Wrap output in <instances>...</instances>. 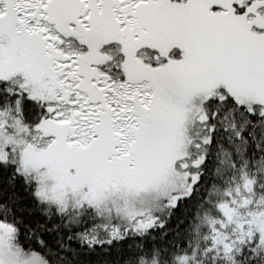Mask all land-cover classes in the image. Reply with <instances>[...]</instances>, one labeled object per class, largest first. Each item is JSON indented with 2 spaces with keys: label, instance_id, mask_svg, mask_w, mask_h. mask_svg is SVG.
I'll use <instances>...</instances> for the list:
<instances>
[{
  "label": "snow or ice",
  "instance_id": "snow-or-ice-1",
  "mask_svg": "<svg viewBox=\"0 0 264 264\" xmlns=\"http://www.w3.org/2000/svg\"><path fill=\"white\" fill-rule=\"evenodd\" d=\"M0 264H264V0H0Z\"/></svg>",
  "mask_w": 264,
  "mask_h": 264
}]
</instances>
